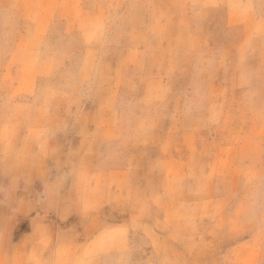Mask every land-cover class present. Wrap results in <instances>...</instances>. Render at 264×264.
Here are the masks:
<instances>
[{"label": "clouds", "instance_id": "obj_1", "mask_svg": "<svg viewBox=\"0 0 264 264\" xmlns=\"http://www.w3.org/2000/svg\"><path fill=\"white\" fill-rule=\"evenodd\" d=\"M0 264H264V0H0Z\"/></svg>", "mask_w": 264, "mask_h": 264}, {"label": "rangeland", "instance_id": "obj_2", "mask_svg": "<svg viewBox=\"0 0 264 264\" xmlns=\"http://www.w3.org/2000/svg\"><path fill=\"white\" fill-rule=\"evenodd\" d=\"M24 227H26V224L24 225Z\"/></svg>", "mask_w": 264, "mask_h": 264}]
</instances>
